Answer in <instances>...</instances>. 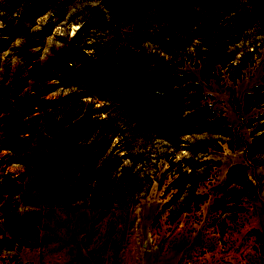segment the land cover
<instances>
[{
    "label": "rangeland",
    "instance_id": "374dc122",
    "mask_svg": "<svg viewBox=\"0 0 264 264\" xmlns=\"http://www.w3.org/2000/svg\"><path fill=\"white\" fill-rule=\"evenodd\" d=\"M33 95L0 111V264H264V0H0V100Z\"/></svg>",
    "mask_w": 264,
    "mask_h": 264
},
{
    "label": "trees",
    "instance_id": "16d2710c",
    "mask_svg": "<svg viewBox=\"0 0 264 264\" xmlns=\"http://www.w3.org/2000/svg\"><path fill=\"white\" fill-rule=\"evenodd\" d=\"M27 1H31V0H24V2H27ZM35 3H30V6L31 5H34ZM25 5H27V3H25ZM28 7V5H27ZM41 5H36L35 7V11L32 12V15L34 18H36V16H38L40 13H42L41 11ZM24 49H26L24 47ZM78 55V54H77ZM84 57V59L87 61V63H92V64H97L98 63V60H95V58H91V57H87L85 55V52H82L81 55H78V58L79 57ZM71 57L66 55V54H63V55H60L58 57V59H55L53 60L54 62V65H52L54 68H57V69H63L64 67L66 69H69L70 70V66H71V63H70V59ZM144 64L149 66V68H151L150 70V78H149V82H147L146 80H143V78H141V76L139 74L137 75H134L133 77H131V87L134 91L136 92H139L141 90H145L149 95L150 97L151 96H154V95H160V94H165L166 90L164 91H160V86H163L164 82L168 79L171 78L170 74H169V67L166 66V65H163L160 63V59L158 57V55L156 54H146L145 57H144ZM74 61V60H72ZM52 62H48L47 65H51ZM46 65V69L45 71H42L41 73H36L37 75L34 76V80L36 82V86L37 85H41V87H44L46 88V90H50L52 89L51 87L49 86H46V84L49 82L50 80V76H51V70L48 68V66ZM54 70V69H53ZM36 72V70H34V73ZM70 72L72 73H77L76 70L74 69H71ZM189 74H183L181 76H178V81L174 79L173 80V84L174 86H178V87H181V86H184L187 82V79H189L188 77ZM147 78V77H146ZM37 91L39 92L38 94H41L39 89H37ZM162 92V93H161ZM42 95L40 96H36V95H33L30 100H27L28 102L24 105L25 101L24 100H21V101H18L16 103V105H11L9 102L7 101H4V100H0V111H7L8 114L11 113L12 109L14 108V106H16L15 108H20V111L19 113L21 114V116H31L33 114V112L36 110H39V109H42L44 108V103L45 101L43 100H40L39 97H41ZM151 99H155L154 97H151ZM5 123H6V130L8 131V134H9V137H8V142H7V145H8V148L13 151V153L15 154H18L20 152H22L23 150H25V147L23 145V140H21L22 138L20 137L21 135H24L25 134V127L23 126L22 124V128H19V129H16L14 127H11V126H14V125H18V123L16 124H11V122L9 120H4ZM4 123V124H5ZM32 132V131H31ZM33 133L35 134V131L33 130ZM31 133V134H33Z\"/></svg>",
    "mask_w": 264,
    "mask_h": 264
}]
</instances>
